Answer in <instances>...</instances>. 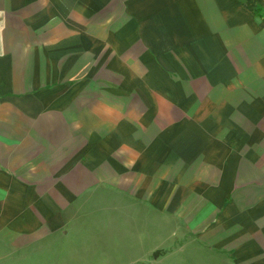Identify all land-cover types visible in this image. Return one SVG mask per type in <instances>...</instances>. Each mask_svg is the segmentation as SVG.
Segmentation results:
<instances>
[{
    "label": "crops",
    "instance_id": "1",
    "mask_svg": "<svg viewBox=\"0 0 264 264\" xmlns=\"http://www.w3.org/2000/svg\"><path fill=\"white\" fill-rule=\"evenodd\" d=\"M246 1L0 0V249H72L107 209L147 264L181 224L199 264H264V0Z\"/></svg>",
    "mask_w": 264,
    "mask_h": 264
},
{
    "label": "rangeland",
    "instance_id": "2",
    "mask_svg": "<svg viewBox=\"0 0 264 264\" xmlns=\"http://www.w3.org/2000/svg\"><path fill=\"white\" fill-rule=\"evenodd\" d=\"M99 210L104 215L102 217L105 219L106 225L104 224L103 226L97 223L96 226L90 227L92 232L90 234L87 233L90 237L88 235L81 237L83 234L75 236V240L78 241L75 244L76 247H73V244H69L72 249L61 250L59 244L57 246H48L46 251L32 249L25 250L23 253L12 252V250L8 252L0 249V264H123L126 260H132V262H127L126 264H141V262L147 264L146 261L151 260L152 257H139L134 256L136 254L130 255L127 253V250L130 252L135 251L136 253L138 246L140 247L141 245L137 238V225L135 231L124 233L125 230L121 229L123 225H113L110 221L109 213L112 211L108 212L107 209ZM176 226L177 228L174 230V232L176 231V237L174 239L169 240L166 239L167 237L161 236L163 238H161L158 247L160 252L158 264H194V260H197L195 263H198V257L184 256V253H187L190 249L199 248L201 243L194 235L185 232L182 224L181 227ZM77 228L76 225L67 227L69 229L68 232H72V229L76 231ZM116 233L118 234L117 236ZM122 248L124 249L122 250Z\"/></svg>",
    "mask_w": 264,
    "mask_h": 264
},
{
    "label": "trees",
    "instance_id": "3",
    "mask_svg": "<svg viewBox=\"0 0 264 264\" xmlns=\"http://www.w3.org/2000/svg\"><path fill=\"white\" fill-rule=\"evenodd\" d=\"M245 7L252 12L258 11L257 7L255 6V3L252 0H247L245 2Z\"/></svg>",
    "mask_w": 264,
    "mask_h": 264
}]
</instances>
